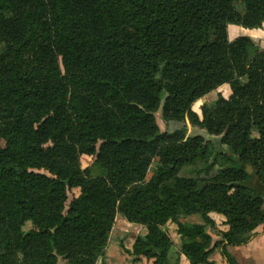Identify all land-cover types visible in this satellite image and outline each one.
<instances>
[{
    "label": "trees",
    "instance_id": "16d2710c",
    "mask_svg": "<svg viewBox=\"0 0 264 264\" xmlns=\"http://www.w3.org/2000/svg\"><path fill=\"white\" fill-rule=\"evenodd\" d=\"M190 21L202 37L187 42ZM228 22L262 28L264 0H0V264H108L118 214L144 227L121 243L134 261L208 264L217 248L231 260L264 220V47L229 39ZM225 83L200 116L193 102ZM160 107L227 149L162 131ZM194 213L204 222L182 220Z\"/></svg>",
    "mask_w": 264,
    "mask_h": 264
},
{
    "label": "rangeland",
    "instance_id": "374dc122",
    "mask_svg": "<svg viewBox=\"0 0 264 264\" xmlns=\"http://www.w3.org/2000/svg\"><path fill=\"white\" fill-rule=\"evenodd\" d=\"M188 28H189V32L187 33V42L191 41L193 38H201L202 37L201 27L197 26L193 21H190V23L188 25ZM227 29H228V37H229V39H232L235 36L241 35V34L252 35L250 28H247L244 25H242L240 23H237V22H228ZM62 47L63 46L59 45V44L51 45L52 51H53L54 56H55L57 70H58V73H59L58 81H60V76L64 73V67H63L62 59H61ZM227 84H229V83H227ZM221 95L222 96L226 95V93L224 92V88L223 87L220 90H218V88H217V89H215L213 91H210L209 93H207L203 97L195 100L193 102V104H192V107L201 116L202 115V111H201L202 104L205 103V102L206 103L211 102L214 99H217ZM155 114H156L157 122H158V124L160 126V129L162 131H165V130L173 131V130H176V129H179V128H182V127L186 126V128H187L186 132H185L186 133L185 134L186 137L187 136H191V135L199 134V135L204 136L205 139H210V138L214 139L216 145H218L219 147H222L224 149H227V147L225 145H223V143H221V140H220L221 136L220 135L217 136V135L210 134L206 128L200 127L199 125L192 124V122L190 121V119L188 117H186L184 120H171V121L166 122L162 118L161 107L156 111ZM93 160H94V156L82 155L81 156L82 168H85V167L89 166L92 163ZM155 164H156V161H153L152 162V166H155ZM200 165H201L200 163H197L196 165L185 166L181 170V174L192 175V174H194L196 172V170L194 168H197ZM42 171H44V170H42ZM151 172L152 171L148 172V177L151 175ZM79 192H80V188H74V189H71L69 191V193H68V201H67V204H66L67 206L69 205L70 201L76 195L79 194ZM121 219H123L126 222V225L124 224V227L129 228L128 231L132 234L131 236L135 237L136 234L138 235L140 232L143 231L144 227L142 225L128 221L121 214H118L116 216L115 223L117 224V226H119V224H120L119 220H121ZM182 220L185 221V222H189V223L204 222L203 217H202V215L200 213L190 214L188 216L183 217ZM127 223L130 224V225L128 226ZM216 223H217V229H219V226L221 225L222 220H220L219 223L218 222H216ZM132 225H134V226H132ZM31 227H32L31 223H26V225L24 226L25 229H29ZM123 228H118L119 231H116V228H114V231L113 232L111 231L109 242H108L109 245H107V247L109 246L108 247V252H109L108 256L113 261L110 264H121V263H116L117 262L116 260L118 259L116 253H119L120 255H123L124 260L123 259L121 260L122 262H124L123 264H133L134 262L139 260L138 259V260L134 261L133 260L134 256L131 255L130 253H128L126 250H124L121 247V243H123L124 246H125V242H129V240H128V233L129 232H124ZM164 228H166L168 230L169 234L171 235L172 239L175 242V247L178 248V246L180 244V236L177 233V227H176L175 223L168 222V223H166L164 225ZM211 231H212V229H211ZM137 235H136V237H137ZM212 235L215 236L216 234L214 232H212ZM114 245L118 246L117 251L114 250V247H115ZM106 250H107V248H106ZM183 256H185V255H183ZM105 257L106 256L104 255V259H105ZM101 261H102V258H100L98 260V263L101 264ZM105 261L109 264L108 260H105ZM56 264H66V260L63 259L62 257H59V260H58V262ZM180 264H181V262H180ZM187 264H190L189 260H188Z\"/></svg>",
    "mask_w": 264,
    "mask_h": 264
},
{
    "label": "crops",
    "instance_id": "0c3cea01",
    "mask_svg": "<svg viewBox=\"0 0 264 264\" xmlns=\"http://www.w3.org/2000/svg\"><path fill=\"white\" fill-rule=\"evenodd\" d=\"M251 33L252 35H248V36L253 37L258 42L259 46L263 48L264 47V26L262 28H252ZM241 35H246V34H241ZM237 36H240V35H237ZM222 87L224 88L225 91H228V94L226 93L225 95V97H228L229 94L232 92L230 85L227 83L222 84L221 86L218 87V90H220ZM263 207H264V204H263ZM210 215L218 223L220 222V220H222V223L219 226L220 229L227 228V226L223 223L224 221L223 215L214 213V212L210 213ZM119 222H120L119 226H117L116 223L114 224L112 228V232L114 231V228H116V231H119L118 228H123L124 224L126 225V222L123 219L119 220ZM129 225L130 224H128V226ZM123 230L124 232H129L128 231L129 228L127 227H124ZM131 235L132 234L129 232L128 233L129 242H125V247L129 249L132 248V244L137 234L135 235V237ZM214 238L217 239L219 237L215 235ZM108 247H107L106 254H105L106 256L105 260H108L110 264L113 261L108 256V253H109ZM117 249H118V246H115L114 250L117 251ZM227 250H228V253L231 259L230 261L228 260V258H226V256H224L220 252L219 248H217L210 254L209 261H211V263H208V264H264V220L256 224L252 228L250 239L246 243H243L241 245H228ZM116 255L118 257V259L116 260L117 261L116 263L123 264L124 262L121 261L122 259L124 260L123 255H120L119 253H116ZM187 262H188L187 258L182 255L181 264H187ZM97 264L99 263L97 262ZM133 264H154V262H153V259H148L144 256H141L139 260L134 262ZM199 264H206V263H199Z\"/></svg>",
    "mask_w": 264,
    "mask_h": 264
},
{
    "label": "water",
    "instance_id": "95a60500",
    "mask_svg": "<svg viewBox=\"0 0 264 264\" xmlns=\"http://www.w3.org/2000/svg\"><path fill=\"white\" fill-rule=\"evenodd\" d=\"M247 171L249 172V173H254V169L252 168V166L251 165H248V167H247ZM255 175V174H254Z\"/></svg>",
    "mask_w": 264,
    "mask_h": 264
}]
</instances>
